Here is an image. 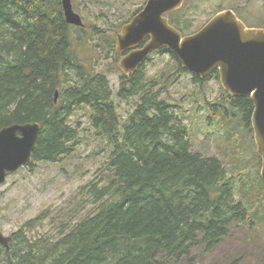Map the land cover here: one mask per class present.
I'll return each instance as SVG.
<instances>
[{
    "label": "trees",
    "instance_id": "16d2710c",
    "mask_svg": "<svg viewBox=\"0 0 264 264\" xmlns=\"http://www.w3.org/2000/svg\"><path fill=\"white\" fill-rule=\"evenodd\" d=\"M196 1L184 0L167 15L183 36L208 21L192 29L185 8ZM228 10L247 28L264 30V21L252 25L244 20L241 7ZM71 28L61 0H0V129L38 123L41 129L28 166L54 163L69 153L68 145L75 140L69 124L73 109L89 107L92 126L113 148L105 167L110 175L102 187L95 182L82 187L95 205L90 214L71 226L60 224L56 236L28 235L45 216L26 222L10 236L8 250L0 247V264H192L194 249L211 252L230 239L234 228L250 227L254 221L234 197L222 162L192 150L186 127L160 99L162 74L147 79L142 65L131 76L121 75L117 97L139 101L120 125L106 77L87 73L76 62ZM106 45L113 49V42ZM162 52L176 61L169 50ZM69 71L75 73L72 81ZM218 76L216 71L206 79L193 76V81ZM224 95L226 100L211 106L212 112L226 126L239 115L242 128L253 133L250 98Z\"/></svg>",
    "mask_w": 264,
    "mask_h": 264
},
{
    "label": "rangeland",
    "instance_id": "374dc122",
    "mask_svg": "<svg viewBox=\"0 0 264 264\" xmlns=\"http://www.w3.org/2000/svg\"><path fill=\"white\" fill-rule=\"evenodd\" d=\"M247 1L188 2L186 17L193 21L192 29H195L209 20L215 11L239 6L244 20L252 25L260 24L264 21V0H251L249 5ZM71 2L84 24L83 28H71V52L87 73L106 77L121 125L134 110L139 97L124 100L116 95L122 75L120 57L114 50L116 35L147 0ZM93 27L100 33L93 31ZM110 42H113V49L106 45ZM178 65L169 53L157 52L149 56L142 70L147 79L162 74L157 86L163 89L160 99L186 127L192 150L222 162L225 179L231 183L234 197L241 200L248 212L247 218L254 221L250 227L234 228L230 239L211 252L204 254L200 249H194L192 264H229L237 257L241 258L238 264H264V181L260 176L261 160L256 156L253 133L242 128L239 115L234 114L226 126L212 112L211 106L226 100L219 79L210 77L202 83L194 82L193 75L179 71ZM69 75L72 81L75 73L69 71ZM71 81L66 84L71 85ZM91 114L89 107L73 109L69 124L76 137L68 145V154L54 163L34 162L33 167L25 166L0 185V231L3 235L11 236L26 222L45 216L28 235L34 238L56 236L60 224L71 226L95 209L93 200L81 189L91 182L99 187L107 184L110 173L105 167L113 148L92 126Z\"/></svg>",
    "mask_w": 264,
    "mask_h": 264
},
{
    "label": "water",
    "instance_id": "95a60500",
    "mask_svg": "<svg viewBox=\"0 0 264 264\" xmlns=\"http://www.w3.org/2000/svg\"><path fill=\"white\" fill-rule=\"evenodd\" d=\"M184 0H148L141 11L116 36L115 50L122 55L120 71L134 74L148 56L163 49L173 53L180 67L205 79L214 71L229 95L249 97L253 106L251 125L264 181V30L250 29L231 10L213 15L197 32L183 36L169 25L167 15ZM67 25L83 28L71 0H61ZM55 92L54 102H57ZM38 123L13 124L0 129V185L8 175L27 166L38 135ZM11 238L0 231V246L8 250Z\"/></svg>",
    "mask_w": 264,
    "mask_h": 264
},
{
    "label": "flooded vegetation",
    "instance_id": "af4514ba",
    "mask_svg": "<svg viewBox=\"0 0 264 264\" xmlns=\"http://www.w3.org/2000/svg\"><path fill=\"white\" fill-rule=\"evenodd\" d=\"M122 56H120V58H121Z\"/></svg>",
    "mask_w": 264,
    "mask_h": 264
}]
</instances>
